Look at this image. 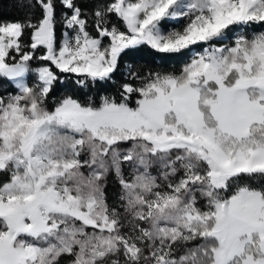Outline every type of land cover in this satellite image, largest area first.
Wrapping results in <instances>:
<instances>
[{"label":"snow or ice","instance_id":"6c2138e0","mask_svg":"<svg viewBox=\"0 0 264 264\" xmlns=\"http://www.w3.org/2000/svg\"><path fill=\"white\" fill-rule=\"evenodd\" d=\"M12 6L0 264H264V0Z\"/></svg>","mask_w":264,"mask_h":264},{"label":"trees","instance_id":"16d2710c","mask_svg":"<svg viewBox=\"0 0 264 264\" xmlns=\"http://www.w3.org/2000/svg\"><path fill=\"white\" fill-rule=\"evenodd\" d=\"M21 13L12 6V0H0V16L5 18L8 17H19ZM59 31V26H58ZM126 62L133 63L134 65H145L148 67H163L176 68L179 65L175 60L168 62L161 60L157 57V54L151 52L150 49L142 51H136L134 54L124 58Z\"/></svg>","mask_w":264,"mask_h":264},{"label":"rangeland","instance_id":"374dc122","mask_svg":"<svg viewBox=\"0 0 264 264\" xmlns=\"http://www.w3.org/2000/svg\"><path fill=\"white\" fill-rule=\"evenodd\" d=\"M167 24H168V22H165V26H167ZM7 85H5V87H6Z\"/></svg>","mask_w":264,"mask_h":264}]
</instances>
